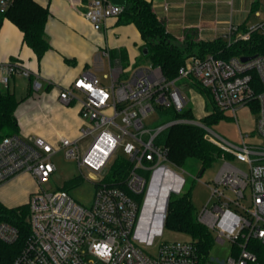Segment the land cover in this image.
<instances>
[{
	"label": "built area",
	"instance_id": "2783aa9c",
	"mask_svg": "<svg viewBox=\"0 0 264 264\" xmlns=\"http://www.w3.org/2000/svg\"><path fill=\"white\" fill-rule=\"evenodd\" d=\"M258 1L261 21L243 33L231 26L223 36L228 45L248 41L253 32L264 36V0ZM14 2L0 0V12ZM122 12L111 0H92L84 16L100 31ZM110 69L109 85L85 72L60 88L63 106L80 105L83 126L77 138L62 137L56 146L20 135L0 142V189L23 174L39 186L28 200L29 238L10 264H260L248 246L251 240L264 243V145L247 143L248 136L241 132V143L235 144L207 130L209 141L225 154L215 186H210L212 196L197 214L198 222L214 235L212 250L205 254L188 240L167 242L157 253H149L148 247L164 232L171 196L183 193L186 179L171 169L168 150L156 143L170 124L153 130L147 121L160 109H185L189 99L176 81L191 78L210 92L217 108L235 119L239 109L256 101L257 133L264 139V55L245 62L241 57H190L172 81L151 64L129 69L133 74L128 79L122 77L126 70L120 62ZM18 75L31 77L15 62L0 64L1 87H9ZM34 88H40L38 82ZM61 150L77 161L81 175L87 169L96 182L90 207L77 203L67 191L42 188L56 172L52 158ZM122 156L131 163L122 186L106 183L109 168ZM234 161L246 164L248 171ZM18 235L12 225L0 224V245L15 244ZM226 245V258L212 256L215 247Z\"/></svg>",
	"mask_w": 264,
	"mask_h": 264
},
{
	"label": "crops",
	"instance_id": "0c3cea01",
	"mask_svg": "<svg viewBox=\"0 0 264 264\" xmlns=\"http://www.w3.org/2000/svg\"><path fill=\"white\" fill-rule=\"evenodd\" d=\"M34 1L50 11L46 35L51 49L39 61L34 51L24 43L21 30L11 20L4 18L0 21V64L15 62L31 73L29 78L22 75L14 77L10 84L17 98L18 79L22 78L23 83L25 80L28 87L31 83L32 87L29 96L27 92L23 98H18H26L17 113L20 136L38 137L56 146L62 137L77 138L83 126L80 105L65 108L58 100L60 88L68 87L85 72L95 75L106 85L104 80L110 81V67L116 62L123 65L120 58L111 61L112 52H125L127 63L123 67L126 72L122 77H126L129 69L145 60L142 57L144 42L134 24H122L119 18L108 20L100 31H95L84 16L92 0ZM147 1L152 4L166 30L179 43L192 36L201 41L223 39L231 26L243 33L242 29L249 30L261 21L257 15L262 11L258 0ZM253 15L260 18L257 24L249 23ZM34 82L39 83L38 90L34 89ZM189 90L203 100L208 115L203 96L194 89ZM24 178L32 180L31 176L23 174L11 182ZM38 189L35 182L26 192L30 197Z\"/></svg>",
	"mask_w": 264,
	"mask_h": 264
},
{
	"label": "trees",
	"instance_id": "16d2710c",
	"mask_svg": "<svg viewBox=\"0 0 264 264\" xmlns=\"http://www.w3.org/2000/svg\"><path fill=\"white\" fill-rule=\"evenodd\" d=\"M126 2L119 17L122 24H134L147 48V55L142 57L153 66H160L167 80H177L179 70L190 57L205 58L213 55L218 59L228 60L231 57H255L264 55V36L253 32L248 41H238L231 45L223 39L213 41L195 40L194 37L179 43L167 30L164 23L158 19L152 4L147 0H122ZM4 18L11 20L23 33L24 43L28 45L40 61L51 49L46 35V25L50 18L48 8L42 7L34 0H15L4 13L0 12V21ZM239 29V28H238ZM241 30V29H240ZM247 32L248 30H241ZM120 58L123 65L127 63L124 51L111 53V61ZM126 66V65H125ZM177 86L185 92L194 89L205 99L208 115L197 120L191 105H187L181 112L174 109H160L164 116L163 125L170 126L157 137L156 143L163 144L168 150L169 164L179 170L200 165L202 175L212 164L225 154L211 141L207 140V130L219 123L225 112L217 108L210 92L191 78L179 79ZM32 92L30 83L28 96ZM26 99V98H25ZM25 99H18L10 86L3 90L0 86V142L13 135H20L17 113ZM252 110L259 111L256 101L251 103ZM165 139H160L162 134ZM131 163L125 157L117 159L109 168L104 181L112 185L122 186L127 177V170ZM80 178H75L71 185H78ZM67 191V189H63ZM28 204L19 207H8L0 201V224L5 222L18 231V240L13 245H0V264H10L25 247L30 235L28 222ZM166 227L187 235L197 243L203 253L208 254L214 246L213 233L197 220V211L190 199V192L172 195L168 207ZM249 250L255 253L260 264H264V243L251 240Z\"/></svg>",
	"mask_w": 264,
	"mask_h": 264
},
{
	"label": "rangeland",
	"instance_id": "374dc122",
	"mask_svg": "<svg viewBox=\"0 0 264 264\" xmlns=\"http://www.w3.org/2000/svg\"><path fill=\"white\" fill-rule=\"evenodd\" d=\"M259 20L260 18H257L253 15L251 16L249 23L257 24ZM149 64L150 62L148 60H141L133 67V69L135 70L139 67ZM130 71H128V74H126L125 79L130 78V76L133 74L132 71ZM22 80V78L17 80L18 98H23L25 95H27L29 89L27 83H25V80L24 83L22 82ZM104 83L106 85H109L110 81L104 80ZM2 89L6 90L5 87H2ZM185 93L188 96V104L191 105L195 118L199 120L206 116L207 114L203 107V100L194 95L189 89L186 90ZM64 107L66 108V106ZM57 111H59V109ZM255 111L257 112V109L253 111L252 108L249 107L241 108L237 111V119H235L230 112L225 111V117L221 121H219L218 124L214 125L211 128V131L235 144L241 143V132L244 136H248L245 138L247 143L255 144L258 146L264 145V139H262L257 133L258 113H256ZM163 121L164 116L161 115L159 110H157L156 114H154V116H152L147 121V124L149 125V128L155 130L163 124ZM165 136V133L162 134L160 136V139H165ZM51 143H56V141H51ZM86 144L87 141H84L82 143V146H85ZM159 145L161 147H164L163 144ZM52 162L56 167V172L46 183L42 185V188L50 192L67 189L68 193L77 203L84 207H90L94 201L97 189L96 182L92 181L89 178L90 172L87 169H83L82 172L84 176L81 175V171L78 167L77 161L66 158L65 150H61L57 154H55L52 158ZM224 163V159L216 160L212 164V166L209 167L202 175H200V165L189 167L184 170V172L170 165L172 170L176 171L186 179L183 193L186 191L190 192V199L197 211V214L199 212H202L204 207L209 202L212 196L210 186H215L214 181ZM233 165L244 171H248V167L246 164L234 161ZM77 177L80 178L81 182L75 186L71 185V182ZM34 183L35 181L33 179L31 180L26 178L9 183L7 186H5L4 189L1 190L0 201L6 206L11 207L27 205L29 195L26 191H28V188L31 187ZM188 240H191L189 236L180 234L165 226L162 236H157L155 238L154 245L148 247V251L150 254H155L157 253L161 244L167 242ZM228 255V245L223 247L217 246L212 251V256L214 258H226Z\"/></svg>",
	"mask_w": 264,
	"mask_h": 264
},
{
	"label": "water",
	"instance_id": "95a60500",
	"mask_svg": "<svg viewBox=\"0 0 264 264\" xmlns=\"http://www.w3.org/2000/svg\"><path fill=\"white\" fill-rule=\"evenodd\" d=\"M111 2L114 4V5H117V6H121V7H125L126 5V2L125 1H122V0H111ZM148 53V50L147 48L144 49V55H147ZM251 57H245V58H242V61H248L250 60ZM207 140H210L209 137H206Z\"/></svg>",
	"mask_w": 264,
	"mask_h": 264
}]
</instances>
